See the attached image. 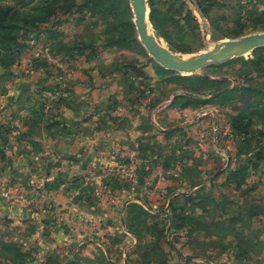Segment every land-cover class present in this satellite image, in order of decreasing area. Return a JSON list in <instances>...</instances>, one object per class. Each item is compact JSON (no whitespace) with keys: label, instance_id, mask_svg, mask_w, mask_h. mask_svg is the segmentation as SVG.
Listing matches in <instances>:
<instances>
[{"label":"rangeland","instance_id":"1","mask_svg":"<svg viewBox=\"0 0 264 264\" xmlns=\"http://www.w3.org/2000/svg\"><path fill=\"white\" fill-rule=\"evenodd\" d=\"M146 16L151 36L180 58L218 51L227 41L264 32V0H146ZM0 36V102H18L8 116L22 109L34 123L43 118L46 125L60 127H53V140H37L39 149L54 144L76 156L86 148L98 155L91 172L80 171L77 164L79 170L58 178L55 169L36 173L44 180L52 172L56 181L72 187L75 211L84 217L107 211L91 227L106 229L111 223L114 231L109 201L119 192L114 182L126 181L124 174L114 175V128L119 127L120 141L130 132L135 135V144L122 146L134 150L135 172L147 180L144 188L121 187L123 196L148 197L154 212L146 221V209L132 214L140 219L137 231L147 227L153 233L144 258L166 256L167 231L182 232L185 239L179 241L185 247L214 246L216 259L237 262L243 233L242 249L250 250L261 226L253 214L259 206L264 211V46L193 71L166 68L140 41L131 0H0ZM78 124L85 140L60 134ZM6 140L5 146L14 144L23 152L36 148L5 134L1 141ZM7 151L13 161L14 149ZM42 158L28 161L39 168ZM57 161L55 154L45 159ZM158 161L166 168L160 176ZM196 184L200 187L193 189ZM25 185L21 192L26 197L39 191ZM10 187L2 195L17 191ZM171 197L176 199L167 202ZM205 211L213 213V222L199 219ZM5 230L0 227V236L7 235ZM213 230L223 237L211 240ZM227 233L231 237H224ZM104 243L114 250V236ZM229 243L233 250H221ZM260 252L262 258L252 260L264 264V246ZM3 254L28 259L9 244L0 246L5 262ZM63 254L55 255L57 264ZM73 254L75 264L94 261L90 253ZM99 259L106 260L104 255Z\"/></svg>","mask_w":264,"mask_h":264},{"label":"crops","instance_id":"2","mask_svg":"<svg viewBox=\"0 0 264 264\" xmlns=\"http://www.w3.org/2000/svg\"><path fill=\"white\" fill-rule=\"evenodd\" d=\"M17 103L18 102L16 101H8L7 103L0 102V213L4 214L2 218L0 217V227L8 228L7 231L5 230L7 235L0 236V246L3 244H9L14 251L21 255L23 254L22 256L28 259H24L26 262L17 258L8 259L7 256L3 254L1 258H4L6 263L1 260L0 264H57L55 255L58 253H65L63 254L64 259L58 264H75L76 259H73L75 255L73 253L76 251L84 253L83 255L90 253L94 258V261L89 264L261 263L260 260H258V262H256L257 259L254 260L255 263L252 260L253 257L260 259L262 258L261 256H263L260 252V248L264 246V211H262L260 206L256 208V211L253 214V217L258 219L261 225L260 229L255 232L257 238L249 251L246 249L243 250L242 240L243 238L246 240V235L245 233L242 234V239H239L241 248L238 247L237 249V251H239L237 262L229 257L221 259L222 257L220 256L216 259V249H214L212 242H210V244H212L213 247H210V250L209 247L207 249H202L201 247L196 249L194 246L192 249L191 247L183 246V241L179 240H184L185 237L181 234L182 232L179 233L178 231L175 233L167 231L164 234L166 242H169L168 244H165V253L167 254L164 258L155 260L144 258V247L145 245L148 246L147 244L151 242L150 237L153 233L149 231L147 227H144V230L142 231H137L135 224L139 226L140 219L139 216L132 217V214H138L139 211L146 209L148 212L143 211V220L145 217H148V220H151V218H153L152 213L154 212H152L150 209L151 207L148 206L150 205V199L148 197H143L140 194H127L128 197H126L127 195L123 196L122 188H125L127 191L131 188H144L147 180L143 177L144 173L140 171L138 173L135 172L136 155L134 150L132 151L129 144L122 146V143L124 142L135 144V135L132 132L129 133L127 131L129 134H126V139L120 141L117 138V131L121 129L119 127L114 128V175L122 173L125 175L126 181L123 184L115 183L116 181L114 182V188H118L117 190H119V192L116 193L115 191L116 194L114 195V200L109 201V203L114 204V231L111 223L109 224L110 227L106 229H102V227L99 226L94 229V227L91 226H94L97 222L99 223L101 218H106L107 211H101V213L98 214L90 211L88 215L89 218L84 217V214H79L75 211L74 206H76V203L73 201L75 196H72V187L66 186L63 181H56L52 172L51 174H46L45 178L43 177L44 180L40 177H36V173L40 170L49 172L55 169L58 178L60 175L59 173L71 175V173L76 172L79 168L81 169L80 171L91 172L94 165L97 164H94V162L98 155H90L92 151H89V149L86 148L84 149V154L80 153L76 156L70 149H62L54 146V144L50 145L48 150L39 149L36 147L37 140L41 139V137H46V141L53 140V136H51L54 130L53 127H60L51 124L46 125L43 123L44 121L42 117H38L42 118L38 122L36 121L37 119H35L34 121L36 122L34 123L23 113L22 109L17 110L16 108L13 115L8 116V111H12V107L17 105ZM79 124L84 125L86 123L80 121ZM79 124L77 126H70L69 129L67 128L68 131L63 129L60 134L66 138L70 137V135L73 136L75 134L76 136L79 134V138L85 140V135H82V131L84 130ZM43 128L45 129L44 132L43 130H39ZM5 129H9V132ZM5 134L10 136L11 139H24L31 147L36 148L23 152V150L21 151L17 148V145L14 146V144H12L5 146L4 144L7 143V140L6 142L1 141L2 136ZM128 135H130V137H128ZM1 143L4 144L1 146ZM12 148L14 151H11L10 155L12 156L13 161L8 159L9 152L7 151L9 149L13 150ZM53 154L59 157L61 161H57L59 163H46L45 159ZM138 154L140 157H143L144 155L142 152ZM28 157H43V166L34 168L35 164H31V162L28 161ZM158 163V165H161L160 161H158ZM77 164L80 165L79 168L76 166ZM100 165H102V162ZM161 166L157 169L158 176L162 175V172H165L166 170L163 164ZM21 177L26 178L27 181L23 180ZM114 180H117V177H114ZM7 182H10V184L7 185ZM24 182H26V187L31 186L32 189L36 187L39 188V191L34 190V196L32 195L31 198L28 196L26 197L25 194L21 192V189L25 188ZM29 182L31 185H29ZM126 184L127 186L124 187L123 185ZM199 185L200 184H196V187L194 186L193 189H197L200 187ZM8 186L13 187V189H16L17 191L11 196L2 195L3 193H6L5 188ZM162 199L163 197H160V200ZM171 199L175 200L176 198L171 197L170 200L168 198L167 202L171 203ZM54 208L56 210H54ZM2 214L0 216H2ZM99 214H104L105 216L101 217ZM212 214L211 211L201 212L199 214V219L210 218L213 222ZM146 220L147 219H145V221ZM243 229H245V227ZM113 236L114 250L108 246L107 243H104L105 240L111 241ZM215 237L219 238L223 237V235L214 233L213 230L210 234V239L212 240ZM224 237L229 238L231 237V234L227 233ZM171 238H175L179 243L174 244L175 240H172L173 243L170 242ZM27 242L30 245L29 247H26ZM231 245L232 243H229L226 247L221 248V250H233L234 247H231ZM112 251H114V260L110 258ZM248 252H250L251 255H248ZM102 255H104L106 259L104 262L99 259ZM78 262L82 264L81 260Z\"/></svg>","mask_w":264,"mask_h":264},{"label":"water","instance_id":"3","mask_svg":"<svg viewBox=\"0 0 264 264\" xmlns=\"http://www.w3.org/2000/svg\"><path fill=\"white\" fill-rule=\"evenodd\" d=\"M131 3L140 41L157 62L169 69H175L178 71H193L208 63L216 61L222 62L241 55L248 50L264 46V32L259 34H250L227 41L222 45L223 48L221 50L204 51L202 53H197L192 58L182 61H174L169 52L162 48L161 44L150 36L146 25V0H131Z\"/></svg>","mask_w":264,"mask_h":264},{"label":"bare ground","instance_id":"4","mask_svg":"<svg viewBox=\"0 0 264 264\" xmlns=\"http://www.w3.org/2000/svg\"><path fill=\"white\" fill-rule=\"evenodd\" d=\"M146 25H147V29H148V22H146ZM148 31H149V30H148ZM149 33H150V31H149ZM150 36H151V34H150ZM160 44H161L162 48L166 49L165 44H164L163 42L160 43ZM169 54H170L171 58H172L174 61H182V60L188 59V58H180L179 56H177V54L174 55V54H172L171 52H169Z\"/></svg>","mask_w":264,"mask_h":264},{"label":"trees","instance_id":"5","mask_svg":"<svg viewBox=\"0 0 264 264\" xmlns=\"http://www.w3.org/2000/svg\"><path fill=\"white\" fill-rule=\"evenodd\" d=\"M0 41H1V36H0Z\"/></svg>","mask_w":264,"mask_h":264}]
</instances>
